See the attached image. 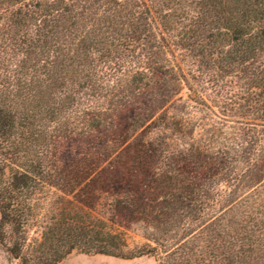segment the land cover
I'll use <instances>...</instances> for the list:
<instances>
[{
  "label": "trees",
  "instance_id": "trees-1",
  "mask_svg": "<svg viewBox=\"0 0 264 264\" xmlns=\"http://www.w3.org/2000/svg\"><path fill=\"white\" fill-rule=\"evenodd\" d=\"M0 243L264 264V0H0Z\"/></svg>",
  "mask_w": 264,
  "mask_h": 264
},
{
  "label": "rangeland",
  "instance_id": "rangeland-1",
  "mask_svg": "<svg viewBox=\"0 0 264 264\" xmlns=\"http://www.w3.org/2000/svg\"><path fill=\"white\" fill-rule=\"evenodd\" d=\"M100 212H104V205L100 207ZM129 239L132 241L142 240V228L134 226L128 231ZM0 264H20L16 259H12L6 248L0 243ZM58 264H158L153 256H142L132 259L114 257L103 254L87 255L74 251Z\"/></svg>",
  "mask_w": 264,
  "mask_h": 264
}]
</instances>
